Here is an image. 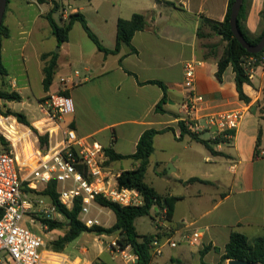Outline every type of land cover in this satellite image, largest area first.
<instances>
[{
    "label": "crops",
    "instance_id": "0c3cea01",
    "mask_svg": "<svg viewBox=\"0 0 264 264\" xmlns=\"http://www.w3.org/2000/svg\"><path fill=\"white\" fill-rule=\"evenodd\" d=\"M157 1L48 0L40 4L37 0H9L3 19L9 37L1 42L2 63L3 66H22L21 70H26L20 74L23 83L13 79L20 86L29 87L27 49L32 48L42 83L43 66L51 57L46 61L41 57L57 53L53 84L39 98L58 91L70 96L75 112L66 117L65 123L70 124L78 136L98 143L105 152L111 149L116 154L130 156L136 152L138 141L146 130L172 128V131L155 136L145 182L162 197H176L177 200L170 217L163 215V211L168 210L167 205L153 207L149 216L154 221L155 231L138 234L155 235L162 242L167 238L175 242V246L165 245L164 249L168 246L171 249L167 254L163 252L160 259L155 260L153 256L150 264H167L168 261L172 264H219L232 232L242 233L250 241L264 235V136L260 154L255 157L258 133L264 127L260 117L264 65L256 67L251 84L244 85V93L250 101H242L231 65L222 80L216 76L223 50L204 53L198 37L203 18L224 21L229 0H160L171 2L172 6ZM55 3L58 9L53 18L59 25L67 24L73 13L83 14L89 28L108 49L115 48L119 19L129 20L136 13L148 14V27L137 31L132 38L131 46L136 53H132L130 46L123 45L118 53L105 55L78 21L69 32L68 42L58 45L46 19ZM245 4L244 25L251 36H259L264 28V0H245ZM45 5L47 8L43 10ZM41 17L47 22L39 23ZM191 61L198 63L195 88L207 99L205 114L244 112L233 138L213 145L219 155L212 154L189 135L180 138L179 108L185 94L184 66ZM57 77L59 82L55 87ZM153 81L161 82L166 88L164 112L156 111L164 90L160 85L150 83ZM20 95L25 99L24 93ZM21 111L27 119L40 116L33 118L28 109ZM199 137L211 140L212 134L204 132ZM138 165L139 161L132 158L107 162L116 181L121 172L134 170ZM150 169L154 170V177L148 181ZM191 178L207 183H187ZM103 209L111 212L104 207L100 212ZM194 232H199L200 238L191 244L188 238ZM206 247L209 250L202 255ZM83 251L86 249L82 247L80 253H86ZM70 258L74 264H92L86 256V260L79 256Z\"/></svg>",
    "mask_w": 264,
    "mask_h": 264
},
{
    "label": "built area",
    "instance_id": "2783aa9c",
    "mask_svg": "<svg viewBox=\"0 0 264 264\" xmlns=\"http://www.w3.org/2000/svg\"><path fill=\"white\" fill-rule=\"evenodd\" d=\"M197 64L191 61L184 66L185 94L179 122L193 134L210 132L212 139L228 141L239 128L244 112L204 113L207 99L195 88ZM260 65L264 63L254 56L242 62L250 80ZM4 107L0 97V137L4 140V145L0 144V264H74L67 254L48 247L43 230L49 231V222H63L64 217L49 197L37 192L57 181L59 201L65 208L70 210L81 200L79 220L87 228L104 227L98 217H89L91 207L102 208L96 202L98 196L120 206H137L143 203L142 195L136 189L120 187L108 170V157L101 146L78 136L65 123L66 117L75 112L70 96L60 92L48 96L39 103L41 117L29 124L4 111ZM35 225L41 233L31 230ZM199 238L200 233L194 232L188 240L195 244ZM167 244L175 246L169 238L165 242L154 238L152 255L161 256ZM109 251L124 264L139 262L131 246L122 247L118 237L110 240Z\"/></svg>",
    "mask_w": 264,
    "mask_h": 264
},
{
    "label": "trees",
    "instance_id": "16d2710c",
    "mask_svg": "<svg viewBox=\"0 0 264 264\" xmlns=\"http://www.w3.org/2000/svg\"><path fill=\"white\" fill-rule=\"evenodd\" d=\"M9 0H7L8 4ZM38 3L43 4L47 3L48 0H37ZM158 4L164 3L166 5H173L171 2H162L157 1ZM234 0H229L228 12L224 21L217 22L207 18L202 19V24L198 30V37H202L201 28L203 26H208L214 35L220 36L223 41L226 42V46L223 50V54L218 62V71L217 78L222 80L223 74L226 71L227 67L231 65L235 72V82L236 88L239 94V98L242 101L249 102L250 99L244 93V85L251 84V80L248 78V75L245 69L242 66L243 59L246 57L254 56L258 58L259 61L264 63V51L251 54L247 52L234 37L230 24V14L231 8ZM58 9V4L55 3L54 7L46 15L51 30L58 42V45H62L68 42L69 32L72 29V26L75 22H80L85 32L88 34L91 41L96 45L98 50L105 55L116 54L120 51L123 45L131 47L132 53H136V49L131 46V41L134 34L137 31H142L148 27V14L136 13L132 16L131 19H119L117 21V33H116V45L114 49H108L102 45L99 38L92 32L89 28L88 23L83 14L73 13L69 16L67 24L59 25L53 18V13ZM246 4L243 0L240 12L238 14L237 24L238 28L241 31L242 35L246 41L252 45L258 44L262 37L264 36V28L259 36H251L248 32L246 26L244 25V20L246 19ZM262 19L264 23V11L262 12ZM9 37V29L2 23L0 27V69L3 72V63L1 57V42L4 38ZM57 53L52 54H43L41 59L46 61L47 58L51 57L45 62L43 67V88L46 92L49 91L50 87L53 84L54 77L57 70ZM156 83L162 87L164 90V96L162 100L157 104L156 111L164 112L162 105L167 101L166 88L161 82H150ZM67 95L66 93H63ZM0 97L8 102H20L22 97L17 92H7L0 89ZM263 105L260 109V117L264 120V96H263ZM20 121L30 123L26 116L21 113H13ZM180 127V138L185 135H189L193 140H196L203 145H205L212 154L219 155V152H216L213 149V145L225 142L227 140L223 138L203 140L199 135L189 132L183 125L182 122H179ZM172 128H166L163 130L148 129L140 137L137 150L134 154L130 156H123L116 154L113 150H106V155L110 161L119 160L123 158H132L136 161H139V165L130 171H123L117 178L118 185L124 188L136 189L143 198V203L137 206H120L114 202L108 201L101 196L96 198V202L104 208L109 209L115 215V222L113 225L108 228L103 226H95L93 228H87L83 222L79 220V214L81 211V200H77L74 206L68 210L65 208L59 201V192H58V183L57 181L50 182L46 188L37 192L40 195L47 196L51 201L56 205L58 211L63 215V222H49V229L53 230L55 228L66 227L67 232L59 237L57 240L52 242L51 249L57 252H62L66 248L67 244L77 239L82 233H93L95 235H118V241L122 247L131 246L134 253L139 257L138 264H150L153 259L150 246L156 237L155 235H139L136 231L135 221L140 217L149 216L151 210L155 206L167 205V215L171 216L173 211V204L177 200L176 197H162L157 191L150 185L145 182V174L149 163V158L154 152V138L158 134H162L166 131H172ZM264 136V127H261L258 133L257 145L255 150V157L259 156V147L261 144L262 137ZM45 137H42L44 140ZM0 144L4 145V140L0 137ZM108 160V161H109ZM107 161V162H108ZM107 164V163H106ZM203 182L207 181L201 180L199 178H191L187 181L189 182ZM209 250V247L204 248L201 252L202 255ZM227 260H246L257 264H264V235L255 238L250 241L244 234L239 232H232L230 235V240L225 246L224 254L221 257L219 264H224ZM178 264V263H177ZM202 264H205L204 262Z\"/></svg>",
    "mask_w": 264,
    "mask_h": 264
},
{
    "label": "rangeland",
    "instance_id": "374dc122",
    "mask_svg": "<svg viewBox=\"0 0 264 264\" xmlns=\"http://www.w3.org/2000/svg\"><path fill=\"white\" fill-rule=\"evenodd\" d=\"M45 8H47L46 5L42 7L43 10ZM45 20H46L45 18L41 17L39 23L47 22ZM201 33H202V37L200 44L204 53L206 54L211 53L213 52L214 49H216L217 52H221L222 50H224L226 46V42L216 37V35L213 34V32L208 26H203L201 28ZM54 50H56V48ZM32 53H33L32 48L30 47L27 49L25 53L29 62L28 63L29 83H30L29 87L20 86L21 84H19L18 81H15L13 79L15 78L19 80L20 83H23L21 82L23 81V77H21L20 74L24 73L26 70L22 71L21 70L22 66H3L2 69L3 72L0 69V89L7 92H17L19 94L24 93L25 96L24 95L23 96L25 97V99H27L25 100L24 98H22L20 102H14V103H9L8 101L3 100L5 106L4 111L11 114L13 112V113H21L24 115L23 111L21 110L28 109L29 116L34 118V117H38V114L40 115L38 118H35L33 120L27 119L30 123H32L33 121H37L41 117V113H39L40 110L39 103H41L43 100H45L48 97V96H44L39 98L45 92L43 88V83L41 82L40 79L41 75L38 72L39 66H37V61H35V58L33 57ZM23 67L25 68V66ZM58 82H59V78L57 77L55 80V87L56 85H58ZM152 168L154 167L152 166ZM153 172L154 170L152 171V169H150V171L148 172V176H147L148 181H151V179L154 177ZM110 213H108V211L104 209L102 210V212H100L98 208L93 206L91 207V212L89 214V217L91 218L98 217L102 222V224L104 225V227L108 228L115 221L114 213L112 211ZM156 215L159 216V213H157ZM153 222L154 221L151 220L150 216L139 218L135 223L138 233L140 234L153 233L155 231V226ZM26 223L28 224V220ZM31 230L35 231L36 233H41V230L38 225L31 226ZM66 232H67L66 227L49 230V231L43 230V233H45L44 238L48 243V247H51L52 242L57 240L59 237L63 236ZM107 236L108 237L105 238L99 235H95L93 233H87V232L82 233L77 239L67 244L66 248L62 252L68 254L72 258L79 256L82 259L83 258L85 259L86 256L89 259H91L92 264H123L119 256H116L109 251L110 240L112 238H117L118 235L114 234ZM82 247L83 249H86V251H83L86 253H82V254L80 253ZM170 249L171 248H169V246L166 247L163 251L164 254H167V252ZM160 257L161 256H155V260L160 259ZM182 263L183 262H181V264ZM167 264H172V263L168 261Z\"/></svg>",
    "mask_w": 264,
    "mask_h": 264
},
{
    "label": "water",
    "instance_id": "95a60500",
    "mask_svg": "<svg viewBox=\"0 0 264 264\" xmlns=\"http://www.w3.org/2000/svg\"><path fill=\"white\" fill-rule=\"evenodd\" d=\"M243 4V0H234L232 8H231V14L229 19V24L231 31L234 35V37L237 39V41L240 43V45L249 53L251 54H257L264 51V36L262 37L261 41L256 44L252 45L246 41L244 36L242 35L241 31L238 28L237 19L238 14L240 12L241 6ZM7 7V0H0V27L3 23L4 14ZM59 50V47L57 48V51ZM228 264H257L246 260H229Z\"/></svg>",
    "mask_w": 264,
    "mask_h": 264
}]
</instances>
